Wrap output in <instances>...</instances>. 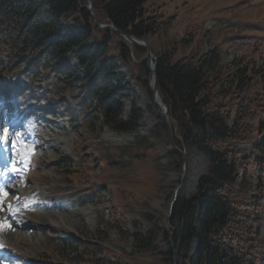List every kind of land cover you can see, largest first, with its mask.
I'll return each instance as SVG.
<instances>
[{"label":"rangeland","instance_id":"obj_1","mask_svg":"<svg viewBox=\"0 0 264 264\" xmlns=\"http://www.w3.org/2000/svg\"><path fill=\"white\" fill-rule=\"evenodd\" d=\"M145 7L149 13L156 10L172 18L170 24L146 37L155 57L167 52L178 61L219 48L225 73L252 60L256 70L260 68L264 59V0H148ZM119 43L132 49L127 60L119 56ZM134 46L118 35L111 48L144 113L134 133H121L109 126L91 130L74 125L77 111L48 106L46 96L39 94L46 84L41 89L27 84L20 78L24 66L17 76L0 80L1 135L18 119L15 161L21 162L19 155L28 147L33 149L31 156H25L24 166L27 162L29 166L11 185L13 191L6 192L0 206V225L11 226L0 227V264L105 263L98 261V256L81 254L66 238L70 236L105 247L108 256L120 263L174 264L166 254L165 220L171 201L176 190L179 197L196 191L210 158L194 145L180 148L174 139L180 135L173 122L174 143L186 156L172 147L153 98V74L145 59L146 50L136 52ZM75 63L71 61L72 66ZM254 77L238 94L242 102L248 97L263 103L255 114L246 110L238 116V137L242 135V140L233 144L247 151L243 155H250L254 141L264 138L259 125L264 117V79ZM238 97L222 102L232 108ZM120 101L123 116L128 118L132 99ZM6 113L12 116L5 119ZM24 113L29 116L22 117ZM252 183L258 194L255 199L264 205V182L261 189ZM257 217L252 222L264 234V209ZM150 231L156 233L151 250L137 245L133 234L148 237Z\"/></svg>","mask_w":264,"mask_h":264},{"label":"trees","instance_id":"obj_2","mask_svg":"<svg viewBox=\"0 0 264 264\" xmlns=\"http://www.w3.org/2000/svg\"><path fill=\"white\" fill-rule=\"evenodd\" d=\"M147 1L93 0L94 12L102 23L146 39L172 20L156 10L149 13ZM118 35L95 25L85 0H0V77L17 75L24 66L21 78L40 89L54 77L55 83L44 86L39 94L46 96L50 106L75 109L79 116L74 125L134 133L144 113L111 51ZM119 46L120 58L127 60L132 54L130 45ZM222 58L219 48L178 61L172 53L157 55L158 90L170 121L177 126L176 144L180 148L194 145L210 158L196 191L179 197L175 204L171 217L174 248L166 232V254L172 261L176 255L177 264H264V234L252 222L264 209L252 185L253 181L255 189H261L264 182V138L254 141L250 155H243L247 151L233 144L242 140V135L238 137L240 113L255 114L263 106L248 97L242 102L238 94L251 85L254 76L264 79V59L258 70L252 60L225 73ZM72 60L76 65H70ZM126 97L132 99L128 118L120 101ZM231 97H238L232 108L222 102ZM259 125L264 130V117ZM133 236L137 245L151 250L156 233ZM66 238L81 254L98 256L104 264H125L111 259L105 247L98 248L92 241Z\"/></svg>","mask_w":264,"mask_h":264},{"label":"water","instance_id":"obj_3","mask_svg":"<svg viewBox=\"0 0 264 264\" xmlns=\"http://www.w3.org/2000/svg\"><path fill=\"white\" fill-rule=\"evenodd\" d=\"M85 1H86L85 2V7L90 12V14L92 16V19H93V21H94V23L96 24L97 27H99V28H110L112 31L117 32L118 34L123 36L126 40L131 42L132 44H135V45L142 46V47L146 48V50H147L146 59H147V62H148V66H149V68L152 71L153 79H154V82H153V85H152L154 101L159 106V108L161 109V115H162V117H163V119L165 121V125H166V128H167L169 137L171 139L172 146L174 148H176L180 153H182L183 156L185 157L186 153L183 152L182 150H180L179 148H177L176 144L174 143V140H173V137H172V128H171L169 115H168V108L161 101V99H160V102L157 101V96H159L158 81H157V66L158 65H157V58L153 54V51H152L151 47L146 42V40H143V39L138 38L136 36H132V35L126 33L125 31L119 30L117 28H111L112 26H110L109 24H102L99 21V19L96 17L95 13H94V10H93L94 2H93V0H85ZM153 61H154V64H153V66H151ZM163 106H164V108H163ZM178 197H179V191L176 190L175 196H174L173 200L171 201L170 208H169V211H168V215H167L166 220H165L166 230H167V234H168L169 241H170V244H171L172 248H174V243H173V239H172L173 232H172V225H171V217H172V214H173V211H174V207H175V204L177 202ZM174 264H177V256L176 255L174 256Z\"/></svg>","mask_w":264,"mask_h":264},{"label":"bare ground","instance_id":"obj_4","mask_svg":"<svg viewBox=\"0 0 264 264\" xmlns=\"http://www.w3.org/2000/svg\"><path fill=\"white\" fill-rule=\"evenodd\" d=\"M129 42V41H128ZM131 43V42H130ZM153 64H154V61H153V63H152V65L151 66H153ZM153 82H154V79H153V77L151 78V85H153ZM157 101L158 102H160V97L159 96H157ZM159 107V106H158ZM163 108H164V106H163ZM160 109V108H159ZM161 110V109H160ZM10 137H13V132H10ZM6 181H8V180H4V179H1V182L2 183H6ZM10 191H13V189L10 187Z\"/></svg>","mask_w":264,"mask_h":264},{"label":"snow or ice","instance_id":"obj_5","mask_svg":"<svg viewBox=\"0 0 264 264\" xmlns=\"http://www.w3.org/2000/svg\"><path fill=\"white\" fill-rule=\"evenodd\" d=\"M15 170V169H14ZM7 193H3V196H6ZM3 196H0V206L3 204ZM11 208V206H9ZM0 227H11L10 225H0Z\"/></svg>","mask_w":264,"mask_h":264}]
</instances>
